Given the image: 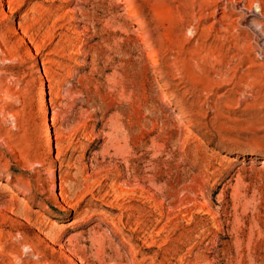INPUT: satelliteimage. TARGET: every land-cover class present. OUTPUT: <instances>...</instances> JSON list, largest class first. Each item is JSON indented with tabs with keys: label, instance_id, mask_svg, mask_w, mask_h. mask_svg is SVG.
Returning <instances> with one entry per match:
<instances>
[{
	"label": "rangeland",
	"instance_id": "rangeland-1",
	"mask_svg": "<svg viewBox=\"0 0 264 264\" xmlns=\"http://www.w3.org/2000/svg\"><path fill=\"white\" fill-rule=\"evenodd\" d=\"M255 1L0 2V264H264Z\"/></svg>",
	"mask_w": 264,
	"mask_h": 264
},
{
	"label": "bare ground",
	"instance_id": "bare-ground-1",
	"mask_svg": "<svg viewBox=\"0 0 264 264\" xmlns=\"http://www.w3.org/2000/svg\"><path fill=\"white\" fill-rule=\"evenodd\" d=\"M2 0H0L1 2ZM125 1H130V0H125ZM254 4H256V6L258 7L257 9L258 10H255V12H252V6L251 7H247L244 9L245 11H247L248 13H251L254 17H257L259 18L258 20H255L253 19V28H254V31L257 32L259 35L262 36V42H261V45L260 47H258V53L260 55H263L264 56V10L261 9V5L259 3V1H255ZM242 9V8H241ZM242 14V13H241ZM130 16L134 19L135 23L138 25V26H142L143 25V20L138 16L137 13H135L133 10L130 11ZM222 21V20H221ZM140 39L144 42L147 41V36L145 34L141 35L140 36ZM146 50L148 52H152L153 51V47L151 44L149 43H146ZM151 60H152V63L155 67H158V62L157 60L154 58V57H151ZM38 75L41 74V71L39 70L37 72ZM167 84L163 81L161 83H159V87L163 88V87H166ZM40 91H41V96H40V101L43 102L44 101V94H43V91L45 90V86L43 84L40 85L39 87ZM173 96V93H170L169 96H163L162 97V100L163 101H166L168 100V98L172 97ZM44 114L47 112L46 108L43 109L42 111ZM186 113L185 112H182V116H185ZM50 130H49V127H46V131H45V137L48 138V141H47V146L50 147V140H49V137H50ZM262 164H264V160L261 161ZM55 172L54 170V167L53 166H50L49 169H48V174L49 175H53ZM51 185H54V179L52 178L51 179Z\"/></svg>",
	"mask_w": 264,
	"mask_h": 264
}]
</instances>
